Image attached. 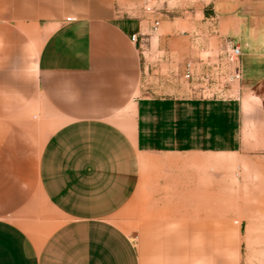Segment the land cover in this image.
I'll use <instances>...</instances> for the list:
<instances>
[{
	"label": "crops",
	"instance_id": "1",
	"mask_svg": "<svg viewBox=\"0 0 264 264\" xmlns=\"http://www.w3.org/2000/svg\"><path fill=\"white\" fill-rule=\"evenodd\" d=\"M142 2L0 0V264H231V158L258 147L239 94L264 79V54L240 42L234 9L219 10L213 38L242 49L238 100L142 96L144 46L195 60L207 34L187 11L172 22ZM24 39L37 47L29 159Z\"/></svg>",
	"mask_w": 264,
	"mask_h": 264
},
{
	"label": "rangeland",
	"instance_id": "2",
	"mask_svg": "<svg viewBox=\"0 0 264 264\" xmlns=\"http://www.w3.org/2000/svg\"><path fill=\"white\" fill-rule=\"evenodd\" d=\"M145 1L142 2L141 10L145 5H148L152 9V13L149 15H152L165 12V9H168L170 11L169 19L172 22L175 21V18L180 17V14L173 13L176 10L191 13L192 20L198 24L206 23L207 34L201 32L197 35L199 56L195 60L188 58L180 62L174 56L170 57L168 54L157 52L155 39H152L150 47L144 46L141 55L143 70L140 92L142 96L154 97L171 94L194 96L193 92L198 93L200 86L194 81H187L183 78L184 63L187 61L197 62L199 59L212 62L216 59L222 48L223 40L227 38V36L213 38L217 35L219 10L234 9V13L241 21L240 42L247 43V50L250 53L264 54V0H234L229 3L192 0L193 2L170 3L168 8L155 2L158 0ZM201 11L204 19H202ZM188 17L190 18V15ZM165 30L168 31V29L161 28L158 32L164 33ZM179 30H185L184 35L187 36L191 30L190 25L183 24ZM145 44L149 45L147 42ZM206 46L213 48L207 53L202 51ZM36 49V41L33 40L32 43L30 39H24L22 47L18 49L22 51L24 108L21 126L24 132V159L30 158L31 148L35 145V142H33L34 145L32 143L31 136L37 133L36 128L33 127V114L29 102L25 101L31 94L34 80L33 63ZM212 72V77L215 78L214 71L212 70ZM239 83L233 87L234 91L238 89ZM191 89L193 90L191 91ZM243 98L245 99L243 100ZM239 102H242L244 113L250 110L248 114L244 115V121L249 124L247 131L249 139L252 138L258 142V147L256 151L248 153L246 158L244 155L231 158L229 184V217L232 225L230 235L231 264H264V79L245 96L239 94ZM15 122L19 125V120Z\"/></svg>",
	"mask_w": 264,
	"mask_h": 264
},
{
	"label": "built area",
	"instance_id": "3",
	"mask_svg": "<svg viewBox=\"0 0 264 264\" xmlns=\"http://www.w3.org/2000/svg\"><path fill=\"white\" fill-rule=\"evenodd\" d=\"M143 11L148 14L152 13V9L148 5L144 6ZM158 25V21H154L152 30L156 31ZM143 37L142 33L132 34L130 42L139 44L143 40ZM241 55V46L233 39L225 38L220 52L212 62L202 59H199L197 62H185L183 78L187 81H194L200 86L198 93L193 92L194 96L192 95L191 97L201 100H230L232 98L238 100L237 93L233 94V87L241 79ZM212 70L214 71L215 78L212 77Z\"/></svg>",
	"mask_w": 264,
	"mask_h": 264
}]
</instances>
